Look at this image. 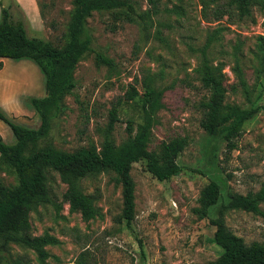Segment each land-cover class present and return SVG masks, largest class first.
Here are the masks:
<instances>
[{"label": "rangeland", "instance_id": "obj_1", "mask_svg": "<svg viewBox=\"0 0 264 264\" xmlns=\"http://www.w3.org/2000/svg\"><path fill=\"white\" fill-rule=\"evenodd\" d=\"M42 13L41 23L24 24L29 37L43 39L55 47L65 43L71 0H36ZM141 10L153 12L149 0H135ZM157 0L156 15L141 26L118 24L113 32L108 14L94 13L87 24L94 47L114 61V71L97 67L94 55L85 56L74 70L76 88L64 99V114L54 119L47 143L72 153L94 144L101 145L99 129L106 127L109 111L117 106L118 121L111 133L116 146L128 137L127 122H140L134 101L143 93L142 83L150 78L163 91V108L151 130L148 149L175 138H185L187 146L179 155L181 169L176 177L160 182L147 170L145 161L132 165L135 184V217L130 225L121 219L122 188L112 171L80 181L84 194L92 197L100 217L85 221L79 212H71L64 200L67 186L51 169L46 171L49 202L29 214L34 236L48 234L58 243L47 246L44 262L26 248L9 243L0 252L1 264H74L80 251L92 249L98 264H212L222 249L215 244L214 219L222 216L227 229L245 244L264 243V203L260 213L224 211L233 195L256 193L264 183V63L257 59V39L264 37V13L257 10L251 18L223 16L215 19L214 9L226 0ZM11 0H3L6 7ZM16 17L19 10L12 6ZM221 29L218 40L208 51L210 63L220 67L227 89L225 103L243 108L261 107L243 126L235 149L210 137L200 122L207 99L195 69L198 49L214 30ZM159 32L160 39L155 37ZM261 57L264 59L263 55ZM239 62L250 90L247 100L237 85L233 67ZM0 110L12 121L37 129L40 120L29 104L30 98L45 96L44 79L38 67L28 59L0 60ZM260 69V73H258ZM236 87V92L232 87ZM134 88L138 96L128 100ZM0 137L11 145L12 132L0 121ZM0 182L16 185L14 174L0 169ZM214 201L207 215L201 214L207 201Z\"/></svg>", "mask_w": 264, "mask_h": 264}, {"label": "trees", "instance_id": "obj_2", "mask_svg": "<svg viewBox=\"0 0 264 264\" xmlns=\"http://www.w3.org/2000/svg\"><path fill=\"white\" fill-rule=\"evenodd\" d=\"M10 1V0H9ZM6 7L0 0V60L28 59L40 70L44 79L45 96L30 98L29 104L39 117L37 129L27 128L10 120L0 110V121L8 126L15 142L8 145L0 137V169H8L16 178L14 187L0 182V252L9 243L33 251L40 262L48 258L47 246H54L58 241L43 234L34 236L31 232L29 214L37 206L49 202L46 171L53 170L67 186L64 200L71 212H79L82 219L90 221L100 217L91 196L83 193L80 181L101 173L112 171L122 188L121 219L130 225L135 217V184L130 175L132 165L145 161L146 170L158 181L163 182L176 177L181 169L177 163L179 155L187 146L185 138H175L161 145L159 151H150L148 145L151 130L157 124V114L163 108V91L155 88L150 78L142 83L143 93L134 101L140 122L134 129V121L128 120V137L116 146L112 140V130L118 121L119 109L113 106L109 111V120L105 128L99 129L100 148L90 143L88 146L68 153L47 143L52 122L64 114V99L73 95L76 88L74 70L76 65L87 55H94L97 67H107L114 71V61L106 53L94 47L91 30L87 21L94 13L108 14L112 23L107 25L111 31L118 24L129 23L141 26L142 32L148 33V24L157 11V0H149L153 12L141 10L135 0H71L72 9L66 26L65 43L55 47L39 38L29 37L23 19L22 10L15 0ZM206 7L204 0H201ZM37 3V1H36ZM15 4L19 17L11 12ZM38 6V3H37ZM39 13L42 17V13ZM257 10L264 13V0H226L225 4L214 9L215 19L223 16L237 17L239 20L251 18ZM264 26V23H263ZM221 29L214 30L207 37L206 43L198 49V65L195 73L202 87L207 91V99L202 103L204 114L200 122L202 129L210 137L221 138L228 151L235 149V141L242 135L243 126L251 120L261 107L243 108L225 103L227 89L220 67L210 63L208 51L218 40ZM155 37L160 39L159 32ZM258 55L264 63V37L257 39ZM2 63L0 62V70ZM233 72L242 95L250 100V90L243 71L236 61ZM260 73V69L258 71ZM236 87L232 91L236 92ZM138 96L132 87L127 94L133 101ZM215 201V200H214ZM214 201H207L201 209L203 216ZM264 203V183L256 193L233 195L223 206L224 211L241 210L253 214L260 213L259 206ZM215 227L213 240L222 249V254L212 264H264V243L244 241L233 235L226 227L222 216L212 221ZM89 247L83 248L74 260V264H98ZM1 264V257H0Z\"/></svg>", "mask_w": 264, "mask_h": 264}, {"label": "crops", "instance_id": "obj_3", "mask_svg": "<svg viewBox=\"0 0 264 264\" xmlns=\"http://www.w3.org/2000/svg\"><path fill=\"white\" fill-rule=\"evenodd\" d=\"M15 2L22 10L29 25L32 26L41 23V19H40L41 17L36 0H15ZM2 60H7V59H2Z\"/></svg>", "mask_w": 264, "mask_h": 264}]
</instances>
